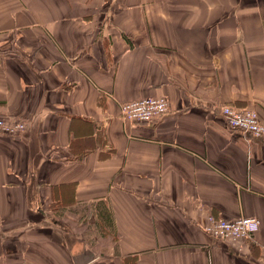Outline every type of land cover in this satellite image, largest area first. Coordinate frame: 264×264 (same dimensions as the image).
Instances as JSON below:
<instances>
[{"label":"crops","instance_id":"crops-1","mask_svg":"<svg viewBox=\"0 0 264 264\" xmlns=\"http://www.w3.org/2000/svg\"><path fill=\"white\" fill-rule=\"evenodd\" d=\"M222 105L264 123V0H0V264H264V141Z\"/></svg>","mask_w":264,"mask_h":264},{"label":"built area","instance_id":"built-area-1","mask_svg":"<svg viewBox=\"0 0 264 264\" xmlns=\"http://www.w3.org/2000/svg\"><path fill=\"white\" fill-rule=\"evenodd\" d=\"M169 108L166 96H144L120 103L121 117L130 122H153L162 118ZM219 113L227 125L243 134L264 141V123L260 122L257 113L247 107L222 105ZM24 129V124L4 122L0 120V132L7 135H16ZM259 227V221L253 216H238L232 219L207 214L202 224L203 231L212 239L238 240L249 237Z\"/></svg>","mask_w":264,"mask_h":264}]
</instances>
